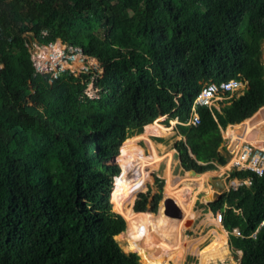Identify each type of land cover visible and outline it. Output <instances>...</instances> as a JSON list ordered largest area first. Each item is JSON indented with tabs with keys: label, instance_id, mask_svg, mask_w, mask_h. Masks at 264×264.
<instances>
[{
	"label": "trees",
	"instance_id": "trees-1",
	"mask_svg": "<svg viewBox=\"0 0 264 264\" xmlns=\"http://www.w3.org/2000/svg\"><path fill=\"white\" fill-rule=\"evenodd\" d=\"M63 45L102 76L68 69L49 83L31 51L66 55ZM263 45L264 0H0V264H141L114 237L155 216L163 184L153 197L145 161L141 193L122 201L127 139L176 121L154 140L171 141L184 171L225 166L220 131L264 107ZM231 80L242 94L198 107L199 125L186 126L202 87ZM232 178L250 185L208 206L239 264H264V175Z\"/></svg>",
	"mask_w": 264,
	"mask_h": 264
},
{
	"label": "bare ground",
	"instance_id": "bare-ground-1",
	"mask_svg": "<svg viewBox=\"0 0 264 264\" xmlns=\"http://www.w3.org/2000/svg\"><path fill=\"white\" fill-rule=\"evenodd\" d=\"M64 69L68 70L69 67ZM36 70L38 71L37 68ZM70 70L73 71L72 69ZM166 135L155 128H146L140 136L127 139L125 145L127 152L125 166L129 170V175L119 187L118 192L123 202L129 200L132 193L139 189L142 180L141 177L139 187L136 189L139 179L136 170L134 144L138 140L144 141L150 159L147 168L153 172L157 173L160 162L164 158H167L163 199L158 203L155 216L150 220L137 219L134 223L128 225L129 228L127 226V229L124 231L125 233L122 232V234L115 237V240L119 238L118 240L123 245L125 251L137 254L141 264H182L187 249L193 243L192 240L184 235L185 226L183 225L186 220H195L198 214V212L193 211L191 208L193 200L188 198L187 189L196 186V193H203L202 199L206 200V203L213 201L215 199V192H213L209 185H206V182L208 177L215 176L217 173L221 176V173L224 171V169L220 168V172L217 173L214 171L197 175L187 173L189 174L187 177L173 175L169 166L172 150L168 151L165 156H161L157 153L154 143L150 140L151 137L162 138ZM224 136L230 142L237 143L238 145H241L243 142H249L253 146L264 150V109L247 123L242 122L239 125L229 126ZM228 182L230 186H228L227 191H235L239 187L250 185L247 179L234 178ZM146 190L145 187L143 192ZM213 196L214 198L212 199ZM214 223L220 228V224L216 220H214ZM214 232L216 233V239L198 251V264H211L216 261L223 264L225 256L228 255L225 231Z\"/></svg>",
	"mask_w": 264,
	"mask_h": 264
},
{
	"label": "rangeland",
	"instance_id": "rangeland-1",
	"mask_svg": "<svg viewBox=\"0 0 264 264\" xmlns=\"http://www.w3.org/2000/svg\"><path fill=\"white\" fill-rule=\"evenodd\" d=\"M31 37L35 40H37V38H38L37 36H32V35H31ZM42 47H45V46H42ZM42 47L41 48H34V50L31 51V55H32L31 60L33 58L34 68L36 67L40 73L45 74L46 80L49 83H51L52 80L51 81L48 80L49 75L46 73H53L54 72V78H55L57 73L59 71L66 70V69H64L66 67H69V69H72L73 71H70V72L74 73L75 75L79 74L80 72H85V73L90 74L91 80H95L98 77L102 76V74H103V69H102L100 64H97V62L94 61L93 59H89V58L83 57L79 54H76L72 49H69L66 46H64V49H65L64 52L66 53L67 56L63 55V53L58 52L52 48L47 52H43V53L38 54V52L42 49ZM261 61H262V64L264 66V45L262 46ZM98 91H99V89L95 88V86H93V84L90 83L87 86L86 90L84 91V95L89 97V98H95ZM259 110L254 115L260 113ZM252 117H254V116H252ZM252 117H250V118H252ZM165 120H166V117L164 116L163 119L160 120L159 124L166 127L164 125ZM175 125H176V121H170L169 127H166L169 129V132L165 137H162V138H166L172 134H175L176 133L174 131ZM227 128L225 129V131L221 132V136H222V140H223L222 147H224L227 150V152L229 153L230 151H232V149L237 150L240 145H238L237 143L230 142L229 139L227 140V138L224 136ZM142 133H143V131H142ZM141 134L133 135V136L129 137L128 140L133 138V137L140 136ZM162 138H160V139H162ZM154 139H158V137H151L150 140L154 143V145L157 149V153L159 155L165 156L168 151H171V147L169 146V145H171V141H170V143L167 140H161V142H159L158 140H154ZM179 139H181V137L177 135V140H179ZM134 150H135V155H136L135 163L137 164L136 170L138 172V179H139L138 184L136 186V189H137L139 187V181L141 180V177H142V168H143L144 162L146 161V166H149L150 159H149L148 152H147L146 146L144 144V141L138 140L134 144ZM175 152H176L175 150H172V154L169 158L170 159V165L169 166H170V170H171L172 174L175 176H179V177L189 176V174H187L188 171H184L180 167V165H179L180 163H179V160L175 156V154H176ZM166 159L167 158H164L163 161L160 162L157 173L152 171L156 175V178L154 181L153 197L159 193V191H158L159 190L158 189L159 181H162V184H163L162 188H161V193H160L161 199L159 200L158 203H160V201L163 199V193H164V187H165V172H166V167H167L166 166ZM107 164L113 165L112 163H109V162ZM223 167H225V168H223ZM228 167H229L228 163L225 166H216V170H214V172H216V173L220 172V168L224 169V171L221 173V176H219L218 173L215 176H212V177H216V178L221 179V181L224 183V190L225 191H227L228 186H230L228 181L231 180V179H228L229 178L228 177V175H229ZM206 172H208V171H206ZM232 179H234V178H232ZM206 185H208V180L206 182ZM196 192H197L196 186H192V187H189L187 189L188 198L189 199L191 198L193 200L191 208L193 209V211L198 212V214H197L195 220H193L192 224H190L189 226H186L185 224L183 225V226H185L184 227L185 228L184 235L188 239L192 240L193 243H192L191 247L189 249H187L182 264H198L199 263L198 262V251L201 250L207 244H209L212 240L216 239V233L214 231H225L221 225H220V228H218L219 226L214 223V220L216 219L214 217L215 214H213L211 212V210L208 206L209 204L206 203V200L202 199L203 193H196ZM199 192H201V191H199ZM136 195H135V197H136ZM133 197H134V192L132 193L130 199ZM213 198H214V196L212 197V199ZM110 212L114 213L111 211V206H110ZM128 228H129V226H128ZM123 233H125V232H123ZM225 233H226V246L228 248V255L225 256V260L223 261V264L224 263L225 264H239L241 254L239 253V251H233V249L230 247V244H229V233L227 231H225ZM120 234H122V233H120ZM118 239L115 241L118 243V246L120 247V249L123 252L133 253V252L125 251L123 249V245L121 244V242H119ZM134 254L137 256L136 253H134ZM139 262H140V260H139ZM169 264H172V263H169ZM211 264H221V263L216 261L215 263H211Z\"/></svg>",
	"mask_w": 264,
	"mask_h": 264
},
{
	"label": "built area",
	"instance_id": "built-area-1",
	"mask_svg": "<svg viewBox=\"0 0 264 264\" xmlns=\"http://www.w3.org/2000/svg\"><path fill=\"white\" fill-rule=\"evenodd\" d=\"M244 89L245 83L235 80L220 84H205L194 100L190 119L185 125H199V117L196 113L197 107H205L209 111L213 108L218 109L221 101H225L234 94H240V92ZM229 155V174L232 171H244L252 173L256 177H262L264 175V150L257 148L248 142H243L237 150L232 149V151L229 152ZM247 181L250 184V180L247 179ZM214 217L216 218L215 220L217 223L221 224V213L216 212ZM262 224L263 223H261V225ZM232 235L235 237L241 236L240 232L236 228L232 230ZM254 236L255 233L252 234V237Z\"/></svg>",
	"mask_w": 264,
	"mask_h": 264
},
{
	"label": "water",
	"instance_id": "water-1",
	"mask_svg": "<svg viewBox=\"0 0 264 264\" xmlns=\"http://www.w3.org/2000/svg\"><path fill=\"white\" fill-rule=\"evenodd\" d=\"M263 108V107H262ZM241 124V123H240ZM176 153V152H175ZM187 173H191V174H194V175H197L198 173H196L194 170H190L188 171ZM208 185L211 187V189L213 190V192L217 193L215 194L214 193V196H215V199L213 201H210V202H207V204H210L212 202H215L217 201L221 195L227 191L224 190V183L221 181V179L219 178H216V177H208ZM118 215V214H117ZM171 215V214H169ZM192 220H186L185 221V225L186 226H189L190 224H192ZM125 227H126V224H125ZM125 231V229H124ZM123 231V232H124ZM118 236V235H117ZM116 237V236H115ZM114 237V238H115ZM125 253V252H124ZM240 254H242L240 251H239Z\"/></svg>",
	"mask_w": 264,
	"mask_h": 264
},
{
	"label": "clouds",
	"instance_id": "clouds-1",
	"mask_svg": "<svg viewBox=\"0 0 264 264\" xmlns=\"http://www.w3.org/2000/svg\"><path fill=\"white\" fill-rule=\"evenodd\" d=\"M242 92H243V91H241L240 94H238V95H241ZM193 103H194V102H193ZM192 106H193V105H192ZM197 108H198V107H197ZM197 108H196V109H197ZM191 112H192V110H191ZM196 113H197V112H196ZM190 116H191V115H190ZM176 123H177V122H176ZM238 125H239V124H238ZM224 131H225V130H224ZM220 132H222V130H221ZM228 179H229V178H228ZM227 192H228V191H227ZM218 212H219V211H218ZM220 225L222 226V223H221ZM222 228H223V227H222Z\"/></svg>",
	"mask_w": 264,
	"mask_h": 264
},
{
	"label": "crops",
	"instance_id": "crops-1",
	"mask_svg": "<svg viewBox=\"0 0 264 264\" xmlns=\"http://www.w3.org/2000/svg\"><path fill=\"white\" fill-rule=\"evenodd\" d=\"M264 108V107H263ZM263 108H261L259 111H261ZM253 116H255V115H253ZM253 118V117H252ZM252 118H250V119H248L247 121H244L243 123H247V122H249Z\"/></svg>",
	"mask_w": 264,
	"mask_h": 264
}]
</instances>
